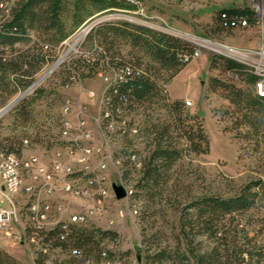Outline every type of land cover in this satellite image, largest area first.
Instances as JSON below:
<instances>
[{
    "label": "rangeland",
    "instance_id": "rangeland-1",
    "mask_svg": "<svg viewBox=\"0 0 264 264\" xmlns=\"http://www.w3.org/2000/svg\"><path fill=\"white\" fill-rule=\"evenodd\" d=\"M132 3L136 5V9L97 13L74 29L54 52L52 51L54 60L31 78L19 77L27 82L25 88L9 97L0 90V96L5 99L0 110L7 106L9 108L0 116V159L11 152L21 160L35 156L40 163L47 166H50L52 161L54 163L58 147L66 143L60 134L62 107L66 99L71 100L73 110H82L84 113L82 118L92 137V146L99 148L102 155L107 156V196H111L110 186L113 184L133 191L131 198V195H128L127 199H110L112 203L102 214L91 212L84 200L63 194L71 202V207L78 208L91 219L84 228L115 234L114 240L104 238L101 241V247L109 252L113 264H154L153 257L160 252L169 254L171 258V261L163 264H193L192 259L186 262L183 257H190L189 249L199 254L220 244L214 238L194 236V233L189 234L187 242L181 224L183 217L191 210L185 212V208L203 196H233L242 186L256 178L264 177V140L249 135V127L239 126V114L235 106L223 97L224 92L221 90L211 91L209 82L211 78H216L248 92L249 87L244 76L229 71L222 57L229 56L226 58L243 64L241 60L264 74V46L256 27L235 29L236 34L234 30L221 31L216 22L219 10L212 9L215 7V0H143L140 3ZM259 11L264 15L262 6ZM122 23L177 37L190 47L207 41L206 44L218 51L215 55L206 51L184 63L186 68L170 82L171 72L158 69L157 64L139 48L131 47L123 39H116L113 44L104 45L99 42V36L91 35L93 30L101 26ZM65 24L66 30L69 29L70 20H66ZM255 31L258 37L255 36ZM30 35L33 37L34 33L30 32ZM256 38L258 44L254 45ZM98 45L105 47L112 57L150 69L148 75L158 85V102L152 106H134L135 111L127 118V121L130 120L134 124L133 127L139 130L136 139L125 141L119 135H110L105 129L106 123L101 116L102 101L105 88L113 81L115 72L101 69L94 73L84 65V60H88L90 53ZM20 47L27 48L26 44H20ZM61 58V64L50 75L42 76ZM69 69H76L83 75L80 79L70 81ZM31 87L34 89L27 92L15 105H10L19 94ZM11 88L12 86H9L8 89ZM167 88L172 99H186L183 103L192 101L190 107H186L184 103L182 117L197 115L200 118L209 140L207 154H195L190 151L187 142L180 138L175 119L165 110L166 104L174 102L169 98ZM154 125H170L168 135L173 147L180 151V158L166 173L168 180L160 185V193L155 192V196L139 187L142 179L140 167L130 165L127 167L128 175L124 177L122 163L118 165L113 161L123 148L129 153L136 151L143 163L155 147L152 130ZM25 139L28 140L27 144ZM121 161L123 162L124 158ZM97 162L95 157L91 160V165L96 166ZM23 198L17 197V208L24 201ZM233 216V226H236L238 232V245L246 247L244 243L247 237L252 241L255 239L257 247L264 249V207L251 208L243 214ZM17 218L21 230L17 235L23 238L24 228L30 221L26 216ZM45 225H54V220L49 223L47 221ZM242 230L245 233L242 234ZM0 251L18 264L38 262L33 247L9 241L2 234ZM56 257L57 264L73 262L69 257V249H58ZM243 257L247 260L246 251ZM99 264L105 262L101 261Z\"/></svg>",
    "mask_w": 264,
    "mask_h": 264
},
{
    "label": "trees",
    "instance_id": "trees-1",
    "mask_svg": "<svg viewBox=\"0 0 264 264\" xmlns=\"http://www.w3.org/2000/svg\"><path fill=\"white\" fill-rule=\"evenodd\" d=\"M142 1L0 0V4H9L6 8H0V90L9 97L25 88L27 82L19 77L31 78L47 63L54 60L55 55H51L52 51L54 52L74 29L90 17L105 11L134 10L136 5L132 2ZM242 19H247L250 27L253 26V15L246 9H222L218 12L216 22L221 31L229 32L232 31L230 28L233 23H239ZM66 20L71 22L67 30ZM30 32L34 33V40ZM92 34L99 36V42L104 45H111L116 39H123L131 47L139 48L152 62L157 64L158 69L170 71L171 80L184 68V59L190 57L193 51L188 44L177 37L128 23L107 24L93 30ZM20 44H26L27 48H21ZM45 45L49 46L48 50L44 48ZM222 59L229 71L244 76L249 91L236 89L216 78L210 79L211 91L224 92L223 97L235 106L239 114V126L249 127L251 129L249 135L264 140V97L255 91L258 76L244 63H236L234 60L223 57ZM84 65L94 73L101 69H116L124 74L122 81L106 91V96L110 98L112 111L123 110L122 120L127 119L135 111L134 106H152L160 98L157 83L148 75L150 69L143 68L141 64L112 57L101 45L94 48L88 60H84ZM82 75L76 69L68 71L70 81L80 79ZM9 86L12 88L8 89ZM4 101V97L0 96V106ZM183 106L184 103L181 100H174L172 104L165 105V110L175 119L180 138L187 142L190 151L198 155L207 154L209 140L202 121L197 115L183 118L181 113ZM188 121L192 123L187 124ZM133 125L130 120L125 122L123 140L136 139L139 136V130L136 134H131ZM152 130L155 147L143 163L136 151L129 153L123 148L116 157L124 158L123 176L127 177L129 171L127 167L136 166L129 154L135 155L142 169L139 187L155 196V192L160 193V185L168 180L166 173L180 158V151L173 147L168 135L170 125H154ZM258 207H264V177L256 178L242 186L233 196L224 197L216 194L203 196L192 202L185 208V212L191 211L183 217L181 224V230L187 242H189V234L194 233V236L214 238L220 245L199 254L189 249L190 257L183 256L186 262L192 259L193 264H264V249L257 247L255 239L252 241L247 237L244 243L246 247L239 246L236 237L238 232L236 226H233L234 214H243L251 208ZM241 232L245 233L244 230ZM113 237L115 234L110 231L96 232L75 226H72L69 233L65 235L60 226H55L53 231L47 235L46 240L53 243V248L69 249V257L73 259L72 263L99 264L104 261L105 264H113L109 252L101 247V241L104 238L114 240ZM73 251L79 252L81 258L75 259L72 256ZM244 251H246L247 260L243 257ZM37 258V264H47L46 257L38 255ZM169 261H171L170 255L164 252L157 253L153 257L154 264ZM0 264L18 263L0 251ZM53 264H57V257Z\"/></svg>",
    "mask_w": 264,
    "mask_h": 264
},
{
    "label": "built area",
    "instance_id": "built-area-1",
    "mask_svg": "<svg viewBox=\"0 0 264 264\" xmlns=\"http://www.w3.org/2000/svg\"><path fill=\"white\" fill-rule=\"evenodd\" d=\"M260 6L264 8V0H250L247 10L253 15V26L258 29L261 43L264 46V15L259 11ZM247 27H250L248 20L242 19L239 23H233L230 29L233 31ZM32 40H34L33 37ZM206 43L208 42L202 41L201 44L191 47L192 55L185 58L183 62H189L206 51L217 54L215 52L218 50L206 46ZM44 48L48 50L49 46L45 45ZM226 57L229 56H224ZM249 68L259 78L255 85L256 93L264 97V74L250 65ZM111 71L115 72V77L107 84L104 99H110L106 96V91L124 78L122 72L116 69H111ZM185 106H192V101L188 100ZM83 114L82 110L76 112L73 110L71 100H65L61 116H66V124H60V134L66 143L58 147V158L56 163L49 168V172L41 171V163L35 156H32V160L22 158V161H15V165H8L2 157L0 159V234L14 243L33 247L34 255L46 257L47 264H53L58 250V248H53L50 240H46L47 235L53 231L55 226H60L67 235L72 226L85 227L91 221L83 211L71 207V202L63 194L84 200L91 208V212L97 214L106 212L112 203L110 199L118 201L114 196L112 186H110L111 196H104V189H109L106 183L107 156L102 155L99 148L92 146V137L85 127ZM101 116L103 122L106 123V131L110 135L122 137L127 119L122 120L121 115H117L116 111L113 112L111 108L110 111L101 110ZM132 131H137V129L132 127ZM95 157L98 162L96 166H92L91 160ZM121 159L114 157L113 161L120 165ZM131 161L134 165L140 166L139 159L135 155H131ZM125 191L124 199H127L132 191L127 189ZM18 196H23L24 201L17 208L15 201H19ZM18 216L22 218L26 216L30 221L24 228L23 238L17 235L21 232ZM41 218H48V223L54 220V225H41ZM72 256L75 259L81 258L77 251H73Z\"/></svg>",
    "mask_w": 264,
    "mask_h": 264
},
{
    "label": "bare ground",
    "instance_id": "bare-ground-1",
    "mask_svg": "<svg viewBox=\"0 0 264 264\" xmlns=\"http://www.w3.org/2000/svg\"><path fill=\"white\" fill-rule=\"evenodd\" d=\"M9 6V4L7 3H5L4 5L3 4H1V7H8ZM9 9V8H8ZM6 10V9H5ZM206 46H209L210 47V45L209 44H205ZM214 49V48H213ZM216 50V49H215ZM61 62H62V58L61 59H59V60H57L54 64H52L44 73H43V75L42 76H48V75H50L54 70H55V68L56 67H58L60 64H61ZM240 62H242V63H244V64H246V65H248L247 63H245V62H243V61H241L240 60ZM249 66V65H248ZM41 76V77H42ZM40 79V78H39ZM32 89H34V87H31L29 90H27V91H25L24 93H21V94H19L14 100H12L11 102H10V105L12 106V105H15L17 102H18V100H20L21 98H23L24 96H25V94L27 93V92H30ZM185 103V102H184ZM186 103H188V101H186ZM102 107H103V111H110V99H104L103 101H102ZM6 110H8V109H6ZM122 111L123 110H121V109H118L117 111H116V113H117V115H121L122 114ZM3 114V112H0V116ZM60 124H66V116H61V118H60ZM137 133V131H132L131 132V134L132 135H134V134H136ZM24 142L27 144V139H25L24 140ZM58 150V149H57ZM131 155H129V157H130ZM56 160H57V158H58V151H57V153H56ZM131 158V157H130ZM2 160H4V162H8V165H15V161H22L21 160V158L19 159V157H17L15 154H13L12 155V153H10V154H8V155H6V156H4L3 158H2ZM24 160H32V156L31 157H29V158H26V159H24ZM37 160H38V157H37ZM54 163H56V161L54 162ZM122 163V162H121ZM53 165V161H52V163H51V165L50 166H47V165H45V164H42L41 163V171L42 172H49V168H51V166ZM109 195V194H108ZM128 195H132V194H128ZM104 196H107V189H104ZM48 221V218H41V225H45V223Z\"/></svg>",
    "mask_w": 264,
    "mask_h": 264
},
{
    "label": "crops",
    "instance_id": "crops-1",
    "mask_svg": "<svg viewBox=\"0 0 264 264\" xmlns=\"http://www.w3.org/2000/svg\"><path fill=\"white\" fill-rule=\"evenodd\" d=\"M248 2H249V0H215V3L213 4L214 6V8H212L213 9V11H220V10H222V9H228V10H233V9H246L247 10V8H248ZM224 3H227L226 5L224 4ZM212 11V12H213ZM174 16V15H173ZM175 16H177V15H175ZM175 27H178V26H176L175 25ZM179 28V27H178ZM249 28H255L254 26H251V27H249ZM235 31V30H234ZM233 32V31H232ZM237 32L235 31L234 32V34H236ZM234 34H232V35H234ZM255 36H257L258 37V34H257V31H255ZM258 44V38H256L255 39V41H254V45H257ZM186 68V67H185ZM185 68H183L180 72H182ZM179 72V73H180ZM178 73V74H179ZM177 74V75H178ZM176 75V76H177ZM175 76V77H176ZM174 77V78H175ZM173 78V79H174ZM173 79L170 81V82H172L173 81ZM170 82L168 83V87H169V84H170ZM167 92H168V96H169V98H171V96L169 95V91H168V88H167ZM172 99V98H171ZM172 100H179V99H172ZM184 100H186V99H184ZM184 100H182V101H184ZM83 102V101H82ZM84 104H86V103H84Z\"/></svg>",
    "mask_w": 264,
    "mask_h": 264
},
{
    "label": "water",
    "instance_id": "water-1",
    "mask_svg": "<svg viewBox=\"0 0 264 264\" xmlns=\"http://www.w3.org/2000/svg\"><path fill=\"white\" fill-rule=\"evenodd\" d=\"M6 109H9L8 106L1 109L0 112L5 113L8 111ZM112 190H113L114 196L117 200H122L126 197V191H125L123 186L113 184Z\"/></svg>",
    "mask_w": 264,
    "mask_h": 264
}]
</instances>
